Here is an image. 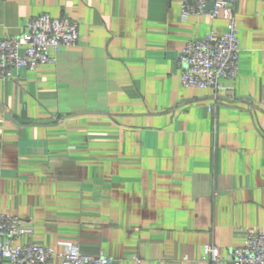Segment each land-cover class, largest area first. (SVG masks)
Instances as JSON below:
<instances>
[{
  "label": "crops",
  "instance_id": "crops-1",
  "mask_svg": "<svg viewBox=\"0 0 264 264\" xmlns=\"http://www.w3.org/2000/svg\"><path fill=\"white\" fill-rule=\"evenodd\" d=\"M41 14L80 41L0 83V213L110 264H212L206 245L264 232V0H238L224 91L181 84V51L226 22L184 20L180 0H4L0 39Z\"/></svg>",
  "mask_w": 264,
  "mask_h": 264
},
{
  "label": "built area",
  "instance_id": "built-area-1",
  "mask_svg": "<svg viewBox=\"0 0 264 264\" xmlns=\"http://www.w3.org/2000/svg\"><path fill=\"white\" fill-rule=\"evenodd\" d=\"M4 1V0H0ZM182 18L204 16L223 19L226 31L212 30L203 38L187 43L179 55L180 80L183 87L224 91V81L239 75L240 44L238 37V0H180ZM80 31L69 17L54 18L41 14L30 21L21 37L0 39V83L15 81L21 71H36L54 64L48 54L78 45ZM213 107H209L212 112ZM34 230L23 219L0 213V264H50L59 257L61 264H110L103 256H90L78 245H67L62 254L33 242ZM23 239H28L23 243ZM203 260L212 264H264V232L251 233L241 247L227 257L214 245H206Z\"/></svg>",
  "mask_w": 264,
  "mask_h": 264
}]
</instances>
